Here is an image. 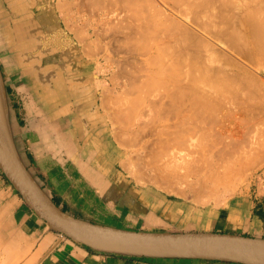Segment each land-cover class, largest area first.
Listing matches in <instances>:
<instances>
[{
    "label": "crops",
    "instance_id": "1",
    "mask_svg": "<svg viewBox=\"0 0 264 264\" xmlns=\"http://www.w3.org/2000/svg\"><path fill=\"white\" fill-rule=\"evenodd\" d=\"M67 1L0 0V90L8 135L47 202L86 224L264 240V197L192 218L176 200L127 178L124 152L101 110L102 76L67 28ZM0 264L239 263L93 251L39 217L0 169Z\"/></svg>",
    "mask_w": 264,
    "mask_h": 264
},
{
    "label": "bare ground",
    "instance_id": "2",
    "mask_svg": "<svg viewBox=\"0 0 264 264\" xmlns=\"http://www.w3.org/2000/svg\"><path fill=\"white\" fill-rule=\"evenodd\" d=\"M107 1L106 4L118 3L121 10L117 7L118 9L110 12L116 5L110 4V7L108 4L109 8L107 5L103 7L101 1L94 2L98 6L102 5L103 9L99 8L104 12L106 7L110 9L106 11L105 17L110 24L109 27L105 26L108 24L106 21L104 26L107 28H100L102 36L107 37L109 34L112 44L119 41V45L121 42L123 51L135 56L133 59L128 55L124 57L127 58L125 63L120 62L124 65L119 72L122 76L119 77L123 80L128 77L129 82L127 85L123 81L125 90L115 100L119 111L115 118L124 125V131L130 128L131 132H127L125 137L128 136L126 140L129 139L131 144L139 136H144L147 128L154 131L150 132L155 138L151 141L154 144L150 160L143 165L146 170L137 167L141 169L135 170L138 175L136 180L142 183L149 175L150 183L177 196L186 197L185 193L189 192L198 200H215L216 205L227 207L230 204L229 196L250 185L249 170L256 162L252 152L257 148V141L261 142L264 138V130L261 128L264 127V66L255 63L253 52L246 49L250 48L248 42L251 39L256 52H259L255 55L264 61V0H241L240 4L238 0ZM71 2L72 0H68L66 3L70 9L67 10L66 25L84 50L81 30L73 28L71 21L69 22L73 10ZM231 2H237L239 7L244 5V8L241 7L242 14L237 13L241 20L236 15V10L240 8L236 9L235 3V8L229 6L233 4ZM90 3L89 7L92 6ZM226 5L229 6L228 10H225ZM222 6H225L224 9ZM95 12L91 11L90 14L93 16ZM223 13H227L228 17H224ZM234 13L236 17H233ZM215 19L219 22H215ZM101 20L105 21L103 17ZM224 25L227 26L226 30L223 29L225 27L222 28ZM91 33L89 32L91 36L96 34L97 42L101 40H98L99 36L95 31L93 35ZM95 40L89 38V44L85 45L86 57L95 53ZM244 42L248 46L245 45V49L242 48ZM99 44L100 42L97 46ZM114 44L112 46L117 49L118 45ZM120 46L116 51H119ZM105 87L102 84L100 93L103 107L109 101V88ZM3 101L0 90V123L5 137L12 145ZM217 109L232 112L226 113L227 115L238 112L247 116L246 121L249 123L243 135L246 145L242 142L236 146L234 143L232 145L236 148H233L228 141L229 146L223 145L224 147L210 151L205 149L206 153L204 152L203 142L209 136L204 128L215 120ZM240 119L242 121L243 118ZM115 139L118 141V138ZM262 148L264 150V146ZM122 163L124 165V161ZM149 171L152 173H147ZM145 252L162 253L158 248H148Z\"/></svg>",
    "mask_w": 264,
    "mask_h": 264
},
{
    "label": "rangeland",
    "instance_id": "3",
    "mask_svg": "<svg viewBox=\"0 0 264 264\" xmlns=\"http://www.w3.org/2000/svg\"><path fill=\"white\" fill-rule=\"evenodd\" d=\"M92 1L93 0H72V2H71L70 5L72 6V9L73 10H71L72 16H70V17H71V19L72 18L73 19L70 20V17H69V22L71 21L70 23H71V25H73V28H76V29H80L81 30V34H82L81 39L83 40V42H82L83 44L84 43H85V45L86 44H89L88 43L89 38L92 39V40L97 39V37H95L96 34L94 36H91V35H89V32H92L91 34L93 35L94 34L93 32L95 31V33H97V36H99L98 37V40L101 39L100 41H98V42H100L99 46H97V43L98 42L96 40L94 41L93 44L96 45L97 47L96 46L94 47V45H93V48H95V50L93 49V51L95 53H93V55L90 54L91 56L89 55V57L91 59H93L94 62L98 66V71L101 74L102 79H103L101 82H103V85L106 86L105 87L106 89L109 88L108 89V91H109V95H108L109 96V101L107 102V105L104 106V107H103L104 102L102 104V101H100L101 102V110H102V114H103L104 118L106 120H108V129H109V133H110L111 139L114 141V143H115L116 146L120 145L121 147L118 146V148L120 149V151L124 152V158H123L124 165L123 166H124V169H125L124 171H126L125 173L127 175V178L131 182H133V184H136L137 186H139L141 188H150L151 190L157 191L160 196L169 197L171 199L176 200V202L179 203L181 206H183L184 209L190 210V214H191V217L192 218H195V215L197 213H201L203 211H205L206 213H209L210 214L212 211H217V210L221 209L222 206L220 207V205H216V202H214L215 200L214 201L213 200H209L208 201L207 199H203V200L202 199H199L198 200V198H194V196L191 193H189V192H186L185 193L188 197L187 196L184 197L185 195L184 196H177L175 193H172V192L167 191L165 189H160L157 186H155L154 184H152V183L149 182V180H148L149 175L146 176V179H143L145 181H143L142 183H139L136 180V177H138V175H136L135 172L138 169H141V168L144 169L145 167H143V165H146L148 163V161L150 160V152L152 151L153 144H154V142H151V141H154V139H155L153 136H151V133L150 132H154V131L150 127L147 128L148 130L146 129V131L144 133V136L142 135L143 134L142 133L141 134L142 136L141 137L139 136V139H136V142L133 141L132 142L133 144H131L128 141L129 140L128 138H127L128 140H126V137H128V136L125 137V135H126L127 132L128 133L131 132L130 128L129 127H128L129 129H126L125 128L128 131H126V130L124 131V125H122V123H119L118 120L115 118V114L119 112V111H117V108H116V105L117 104H116L115 100L116 99L118 100L121 97V93L123 94V91L125 90V88H123V84H122V83H124L123 81H125V83H127V85H128V82H129L127 80L128 77L125 78L124 80H123L122 77H121L122 79L119 77V75L122 74V73L120 74L119 72H120V70L122 71V69H123L122 65H124V64H122L120 62H124L125 63L127 61V58L124 59V57L128 56L129 54H126L125 51H123L122 47L120 46L121 42H120L119 45H118V42L119 41L113 42V44L117 42L116 44H114V46L118 45L122 49V51H121L120 48H119V51H116V50H118V46H116L117 49H114L115 47L112 46L113 44L111 43V37L109 36V34L107 35L108 39H107V37H103L102 36L103 35V32H102L101 29L102 28L106 29L107 27H109V24H110V23H108L109 19L106 18V20H105V17L107 15L106 11L107 10L108 11L110 10L109 9L111 7L110 4L111 5H116L115 9L112 6L113 9L110 10V12L111 11L113 12L114 10H116V8L119 6V4L118 3L116 4V2L109 3L108 1H110V0H108V1L106 0L108 2L107 4H106V1H104V0L103 1L102 0H97L99 2L101 1L102 5H104L103 7H105L106 5L108 6V4H109L110 7L109 6H108L109 8L106 7L107 9L105 8L106 11L104 12L102 10L103 8L101 7L102 5L101 6H98L97 4H95V3H97L96 0H94L93 2ZM112 1H115V0H112ZM242 1H244V0H242ZM104 2H105V4H104ZM237 2H238V4H240L239 2H241V0L240 1L238 0ZM237 2H234V3L237 4ZM89 3L92 4V6H93V3H94V5H95V6H93L94 8L92 6L89 7L90 6ZM101 3H99V5ZM112 3H114V4H112ZM231 3H233V2H231ZM231 3H229V4H231ZM234 3L231 4V5H229V6L234 7ZM238 4H237V7L235 6L236 9L237 8L238 9L240 8L239 10H236L237 12L234 9L235 7L232 8V10H234L236 12V15H237L238 12H239L238 15L242 14L241 12L243 11V9H241V7L244 6V5L243 6L241 5L239 7ZM227 6L228 5H226V7L224 6L225 7V10H228L227 9ZM99 7H101L102 9L99 8ZM222 7H221L220 10H222ZM224 7H223V9H224ZM119 10H121V9L119 8ZM91 11L92 12H95L96 11L95 12L96 15L93 14V16H92V14H90ZM108 14H109V12H108ZM219 14H221V13H219ZM223 14H224V17H228V14L227 13H223ZM225 14H227V16ZM231 14H233V11H232ZM229 15H230V13H229ZM234 15H235V13H234ZM236 15L233 16V17H236ZM238 15H237V17H238ZM242 16H244V12H243V15ZM102 17L104 18L105 21L101 20ZM93 18H95V21H92ZM238 18H236V19L238 20ZM233 19L235 20V18H233ZM239 19L241 20V18H239ZM99 20H101L103 23H100V24L97 23V21L98 22H101ZM94 22H96V23H94ZM105 22L108 23V24H105ZM215 22L218 23L219 20L217 19ZM101 24H102L103 27L101 26ZM104 24L107 27H105ZM238 24H239V22H238ZM92 26L96 27L97 29L94 28V27H92ZM223 27H225V28H223ZM222 28L224 30H226L227 29V26L224 25V26H222ZM98 31H99L100 35H99ZM246 32H247V30H246ZM247 35H249V32H247ZM102 39L103 40L105 39V40L103 41ZM84 40L87 41V42H84ZM245 42H244V45L242 46V48H244V46L246 45ZM247 42H248V40H247ZM253 43H254V41H253ZM85 45H84V50H86ZM253 45L254 44H252V41L250 39L249 42H248V46H250L251 49L250 48H246V49H249L250 51L253 52L252 55H254V62L255 63L257 62L258 64H261L262 66H264V61L262 62V59L261 58L258 59L259 58V56L257 57V55H258L257 52L258 51L256 52V50H255L256 47H254L255 45L254 46ZM87 46H89V45H87ZM129 48H127V50L130 51L131 48L130 49ZM129 51H126V52L127 53H130ZM250 51H249V53H251ZM123 53L126 54V55H123ZM255 54H257V55H255ZM130 56L133 57V59H135V56L134 55H129V57ZM129 57H128V59H129ZM122 58H123L124 61L121 60ZM131 60H132V58H131ZM119 67H120V69H118ZM121 85H122V87H121ZM218 110H220V109H217V113L215 112V114H216L215 120H213L209 124L205 125V128H204L206 130V131L205 130L204 131L206 133H208V135H209L208 137L207 136H204V138L207 137L206 140H204V138H203V140H204V142H203V149H204V152L205 153H206L205 149H208L210 151V149L224 147L225 145L226 146L227 145L229 146V144L233 148H236V146H238V143L240 144L242 142H243V144L246 145V142H245L246 139H245V136H243V135H245V133H246L245 130H247V126H248L247 124L249 123V121H248V123L246 121V117L247 116L246 115L243 116L240 113L238 114V112H236L237 114L235 113L233 115H231V114H228L227 115L226 113H232V112H227V111H223V110L218 111ZM231 116H234V117H231ZM240 118H243L242 119L243 122L241 121ZM244 120H245L246 123L244 122ZM125 126H128V124H126ZM261 128H262V130H264V127L263 126H261ZM119 135H120V137H119ZM122 135H124V136H122ZM114 138H118V141H117V139L114 140ZM124 140L126 142H124ZM148 140H149V142H148ZM231 140H232V142H231ZM116 141L119 142V144ZM127 141L129 142V144H128ZM228 141H229V144H228ZM234 143H235V145L236 144L237 145L236 146L235 145H232ZM257 143H258V144H256V147L257 148L254 145V147L256 149L255 150L253 149L254 150L253 152H255V153H253L252 150H251L252 156H254L256 158L255 159L253 157L256 162L254 161L255 162L254 165H252L250 167V170H249L250 185L247 186V187L245 186L243 189H238V191H236L234 194H232L231 196H229L228 197L229 203H232L233 201H236V200H244V199L252 202L255 199V197H258V198L264 197V150L262 148L264 146V138L261 140V142H258L257 141ZM259 143L262 144L263 146L262 145L259 146ZM250 155H251V153H250ZM142 157H144V160L145 161L142 159ZM140 158L143 161L139 160ZM257 159H258V161H257ZM128 161L129 162L131 161L132 163H129ZM139 163H140V165H139ZM138 166L141 167V168H137ZM145 170H146V168H145ZM147 173H150L151 174L152 172L149 171ZM190 196H191V198H190ZM205 202H208V203H205ZM214 206H215V208H214Z\"/></svg>",
    "mask_w": 264,
    "mask_h": 264
},
{
    "label": "water",
    "instance_id": "4",
    "mask_svg": "<svg viewBox=\"0 0 264 264\" xmlns=\"http://www.w3.org/2000/svg\"><path fill=\"white\" fill-rule=\"evenodd\" d=\"M0 169L34 212L62 235L93 251L141 257L199 258L264 264V240L221 233H152L86 224L55 210L25 172L0 123ZM148 248L162 253L150 254ZM142 249V250H140ZM144 249V250H143Z\"/></svg>",
    "mask_w": 264,
    "mask_h": 264
}]
</instances>
